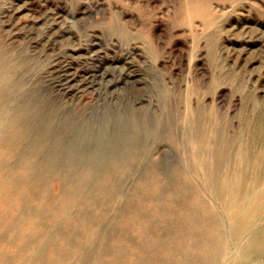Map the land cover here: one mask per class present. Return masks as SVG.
<instances>
[{"label":"rangeland","instance_id":"374dc122","mask_svg":"<svg viewBox=\"0 0 264 264\" xmlns=\"http://www.w3.org/2000/svg\"><path fill=\"white\" fill-rule=\"evenodd\" d=\"M192 1L0 0L1 64L11 71L18 66L9 82L13 99L25 86L45 100L58 101L49 79L58 77L54 69L59 64L81 75L106 71L109 79L128 70L140 76L143 85L127 91L125 98L160 114L146 144L160 145L151 160L166 165L158 172L85 166L1 172L0 264L17 255L24 261L26 252H33L24 250V238L32 235L33 226L36 244H44L45 251L32 264L56 263L61 256L59 264H125L112 254L121 252L127 261L135 258L138 253L130 252L131 244L142 245L138 231L148 224L144 216L155 214L153 206L171 199V208L182 212L194 208L195 201L189 199L195 195L203 207L218 212L212 218L205 213L200 226L232 217L228 235L217 238L227 264H250L253 254L247 257L246 250H252L258 231L263 230L264 237V204L257 200L264 195V0H206L208 12L201 16L191 15ZM91 91H83L70 104L75 116L90 114L101 96L106 97L101 103L110 102L111 109L121 101L118 91L107 93L104 85L99 92ZM159 127L166 142H159ZM169 148L173 154L164 155ZM147 162L143 157L141 163ZM209 175L219 187L226 183L231 189L222 192L223 197L218 192L221 199L209 193ZM154 177L161 181L158 197L152 184H142ZM170 182L176 184L172 191ZM183 190L189 199H183ZM251 202L253 221L245 225L248 212L241 211ZM55 223L54 238L44 243L40 235L53 231ZM124 234L131 237L128 247L117 250ZM161 239L156 235L149 245L158 246ZM79 245L86 248L84 255ZM260 257L264 264V255Z\"/></svg>","mask_w":264,"mask_h":264},{"label":"bare ground","instance_id":"6f19581e","mask_svg":"<svg viewBox=\"0 0 264 264\" xmlns=\"http://www.w3.org/2000/svg\"><path fill=\"white\" fill-rule=\"evenodd\" d=\"M189 7L191 15L201 16V14H203L202 12H208V3L206 0H193ZM205 17V19H208V16ZM1 63L0 60V173L10 170H21L25 173L31 170L41 172L46 168H54V170H76V168L82 166L100 170L142 168V170L146 172L150 169L159 170L166 167L163 161L152 162V153L155 151L159 152L160 145L149 147L146 144V142H148V137L151 135V130H153L157 122H159L158 118L160 114L154 113V109L149 110V108L147 109L146 107L145 109L143 106L136 107V102L132 99H126L127 91H135L142 84L140 76L128 70L122 71L121 73L119 72L120 74L116 79H109V75L106 71L105 73H98V70L91 74L81 75L71 67H60L59 64L57 65L59 67L54 69L58 77L54 78L55 76L53 77L51 75L52 78L49 79L50 85H52L54 91L57 93L54 92L53 94L58 96V101L51 102L49 99L45 100L41 98L40 95L42 94L39 95V91L27 89L25 86H22V88L18 90L19 92H17L16 98L13 99L12 96L15 93L12 92V85H10L9 82L12 81L10 78L15 75L18 66L12 67L13 71H11L9 67L5 69L4 64ZM84 78H86L85 82ZM29 83H31V81ZM102 85H104L107 93L114 94L118 91L120 95L122 94L121 96L118 94V98L121 97V101L114 104L116 108L111 109V106L107 105L110 103L108 101V103H101V96L95 104L96 108L93 109L90 114L81 113L79 116H75L72 110L75 106L72 107L70 104H73L74 100H77L76 98L80 97L83 91L90 89L94 92H99ZM105 98L106 97H103L102 101H106ZM155 132H158L161 136L159 142H166L167 138L160 127L157 128ZM143 143L146 144L145 147H143ZM173 151L172 148L166 149L164 155H167V152H172L173 154ZM143 157H146L148 160L147 163H141ZM197 163L199 162L197 161ZM202 166V164L199 166L200 172ZM202 174L207 183L208 177L204 172ZM153 179V182L145 180L142 181V184H152L154 195H156V197L159 195L161 196L159 192L161 181L157 177ZM218 185L219 181L214 176L209 175V193L216 200L218 192L220 196L223 197L222 192L231 190L226 183L225 186L222 185V188ZM168 186L172 191L175 189L176 184L170 182ZM177 188L181 187L177 186ZM181 193L183 199L190 196L185 190L181 191ZM230 193L233 194L234 192L231 191ZM192 199L195 201L194 208L188 210L183 209L182 212L171 208V199L160 200V204H156L155 207H152L155 210V214L149 218L144 216L148 224L141 225L138 231L139 237L142 238L140 242L142 245L135 247L131 244L132 248L130 252L135 251L136 254L138 253L135 255V258L127 261L125 254H119L121 252L117 253L119 255L112 254V257L118 260H125V264H227V260L222 257L220 241L217 242V238L219 236L222 237L223 234L226 233L228 229L227 222L232 217L202 227L199 223L206 217L205 213H209V218H212L218 214L217 209L203 207L205 206L204 202L198 195L192 196L189 200ZM257 200L258 202L259 200L262 201L264 204V195L258 197ZM153 202L154 204L156 203L155 201ZM253 204L254 203L251 202L249 209L245 208L241 211L243 214H247L246 212H248L245 225L253 221L251 219L254 216ZM218 206H220V203ZM138 217L141 216H137L135 219ZM178 222H180V224H178ZM179 226L180 229H177ZM53 227H55L53 231L49 232L47 230L48 233L44 231L40 235L44 243H47L48 239H51L52 236L54 238L53 232L58 230V226H56L55 223ZM241 227H243V225H241ZM17 228H19V225ZM262 232L263 230L258 231L256 234L258 237L255 236L254 239H252V250H246L247 257H251V253L253 254L250 264H261L259 259L261 255H264V237L261 236ZM36 233V227L33 226L32 235L24 238V250L28 251L29 249H33L32 253L26 252V255L23 256L24 261L20 260V255H17L16 257L18 258H16V260L6 258L3 264H32L34 257L45 251L44 244H36L35 239L38 237V235H35ZM156 235L162 238L159 245L150 246V241H152L153 237ZM211 236L215 238H211ZM123 237L124 238L120 240L121 248L118 247L117 250H124V247H128L126 244L131 237L127 234H124ZM87 239L86 243H89L91 246H98V244L92 245ZM132 242L135 241L133 240ZM78 247L83 249L82 255H84L87 251L86 248H84L83 245H79ZM111 250H113V248ZM76 252V254H78L80 250ZM76 254L73 256L74 261L77 259L75 257ZM2 257H4V255L0 253V260ZM25 257L27 258L25 259ZM59 260L62 262L64 256H61ZM60 261L57 260L56 263H51L59 264Z\"/></svg>","mask_w":264,"mask_h":264}]
</instances>
